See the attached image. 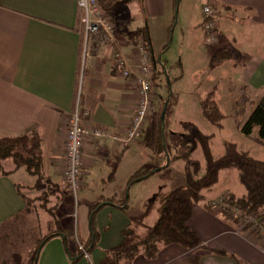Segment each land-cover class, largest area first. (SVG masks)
<instances>
[{
	"label": "crops",
	"instance_id": "1",
	"mask_svg": "<svg viewBox=\"0 0 264 264\" xmlns=\"http://www.w3.org/2000/svg\"><path fill=\"white\" fill-rule=\"evenodd\" d=\"M171 4L173 0H127L114 6L109 13L114 24L112 40L96 49L98 37H86L77 0H0V138L36 131L41 139L42 177L61 187L65 185L67 122L78 90L81 106L88 113L83 117L84 127H99L105 132L83 139L80 196L75 203L76 234L84 242L89 236V207L105 198L114 199L113 205H105L95 214V247L89 258L71 261L64 239L56 236L42 246L36 264H101L107 249L126 240L123 231L130 218L145 217L148 199L170 189L161 183L160 170L154 175L159 180L154 189L141 188L142 181L148 180L145 178L130 185L128 182L138 169L147 167V159H158L153 168H160L168 156L164 169L174 154L168 150L162 155L152 154L142 142L143 135L131 143L116 142L112 137L124 135L137 101L135 78L117 73L113 53L119 50L137 74V54L130 39L143 29L156 74L160 65L151 54L152 46L168 36ZM213 6L218 16L224 17L227 31L232 24L242 27L240 34L228 33L226 41L231 42L234 58H241L239 65H233L238 73L235 80L248 90L264 86V0H214ZM201 17L202 13L195 16L197 28H201ZM4 165L9 173L0 175V226L22 214L28 198L25 185L11 177L13 163L5 161ZM127 191L132 192V201L124 196ZM124 200L128 202L126 210L119 208ZM200 202L193 206L188 225L200 237L203 248L185 250L170 244L154 259L139 254L132 264H188L195 256L199 264H236L235 259L244 264H264V241ZM59 221L73 249L74 227L61 217Z\"/></svg>",
	"mask_w": 264,
	"mask_h": 264
},
{
	"label": "rangeland",
	"instance_id": "2",
	"mask_svg": "<svg viewBox=\"0 0 264 264\" xmlns=\"http://www.w3.org/2000/svg\"><path fill=\"white\" fill-rule=\"evenodd\" d=\"M204 4L205 0H178L177 3L173 0V4H171V17L169 18L171 23L168 36L164 40L159 39L160 41L153 43L152 46L151 54L156 59L159 58L165 64V68L160 66V70L156 74L154 70L152 72V98L150 99V109L145 125L151 118L152 113L161 115L164 108V118L162 120L164 143L170 155L181 152L182 149L180 147L176 148L175 145L180 135L187 132L188 127L193 125L203 134L212 135L209 138V147L213 158H217L222 154L223 144L228 141L236 143L240 149L247 150L254 158L264 160V147L252 138L244 137L239 132L235 122L236 120L242 121L245 118V114L250 108V101H256L259 96H262L264 86L248 90L236 81L238 73L233 69V65L240 64V57L228 60L226 63L223 62L215 69L209 67L212 52L218 49L232 51L229 45L231 42H226L230 37L228 33L240 34L242 27L240 24H232L230 30L227 31L224 17L222 15L218 16V12L214 8L217 13L215 18L216 39L213 42L209 41L202 29L194 25L195 16L198 14L200 17ZM150 66L153 69L152 61H150ZM215 84H218V86L214 99L220 111L225 114L221 128L206 122L201 115L199 106L200 100ZM255 134L256 131L252 136ZM141 135H143V132ZM191 157L198 160L202 167L204 166V159L199 147L191 153ZM147 160L145 164L149 168H153L154 164L159 162L156 158ZM182 167V161L176 159L172 160L168 167L159 171L160 174L158 175L162 177L161 183L164 188H173L183 184ZM157 173L158 171L145 178L148 180L146 182L142 181L144 184L141 188L146 191L154 189L155 184H158L157 181H159L157 180L158 176H154ZM11 177L21 185H25L24 192L28 194L27 211L24 210L25 212L23 211L19 217L0 226V264H12V255L16 253L21 257V264H32L37 239L46 232L47 223L50 220L49 212H46V209L53 208L58 219L61 217L62 221L74 227L73 219L71 220V217L65 216V213L66 211H72V208L74 210L73 200H75V203L78 201L80 187L76 198H73L70 196L66 185L59 186L58 193L48 195L45 209L42 206L44 202L42 196L48 192V183L45 179L36 180V183L32 187L30 186L28 190L27 186L35 182V176L28 174L20 166L13 169ZM227 192L236 195L244 193L235 170L222 171L218 182L210 190L202 192L204 198L200 204L207 205L209 208L210 206H218L217 200L221 197L224 198ZM162 193V191L158 193L145 214L144 221L148 225L153 224L158 218L163 206ZM124 196H129V201H132V192L128 193L127 191ZM150 199L152 198L148 199L147 206ZM72 235L74 241L79 242V235L74 232Z\"/></svg>",
	"mask_w": 264,
	"mask_h": 264
},
{
	"label": "trees",
	"instance_id": "3",
	"mask_svg": "<svg viewBox=\"0 0 264 264\" xmlns=\"http://www.w3.org/2000/svg\"><path fill=\"white\" fill-rule=\"evenodd\" d=\"M126 1L100 0V4L109 15L114 6ZM174 1L175 3L178 2V0ZM136 34L143 37L149 52V38L146 31L141 29L134 35ZM234 55L233 51L218 49L211 57L210 68H215L227 60L234 59ZM155 60L162 68H165V64L159 58H155ZM216 90L217 85H213L200 100L199 106L204 120L217 128H221L225 114L220 111L214 99ZM235 122L239 132L244 137L252 138L264 147V93L256 101H250V108L245 114V118ZM188 128L187 132L180 135L175 145L176 148L182 149L181 152L170 158V161L179 159L183 162V184L162 193L163 206L153 224H146L144 215L138 218H130L128 226L123 231L126 240L119 246L107 249L101 264H132L134 258L139 254L146 259H154L164 246L170 244H176L185 250L203 248L200 237L190 228L188 222L192 216L193 206L204 198L202 192L210 190L218 182L220 173L225 170L237 172V179L244 193L236 195L227 192L222 202L218 206H210V209L243 231L249 230L253 226L252 223L245 222L249 216H255L257 226L264 224V160L254 158L247 150L240 149L236 143L228 141L223 144L222 154L213 158L209 147V138L212 135L203 134L193 125ZM255 131L256 134L252 136ZM164 140L161 115L152 113L145 125L142 142L152 154L162 155L167 153ZM198 147L201 149L204 159L203 167L198 160L191 157V153ZM41 153V139L36 131L26 132L13 138H0V175L9 173L6 171L4 163L11 161L14 168L23 167L28 174L35 176L37 181L44 179L41 174ZM154 172H156L155 168L141 167L132 175L128 185L137 179L147 178ZM45 181L48 183V192L42 196L44 208L48 195L59 192L57 184L46 179ZM153 200L149 202L147 210ZM27 203L28 198H26V206ZM113 203V198H105L89 207V236L84 242L79 240L83 250L78 248L77 243L73 249L69 247L68 237L60 226L56 212L53 208H45L46 212H49L50 220L47 223L46 232L37 239L32 264L37 263L38 253L42 246L56 236H61L64 239L66 254L71 261L84 257L85 252L89 254L98 239V232L94 223L95 214L103 206L113 205ZM62 204L64 203L62 202ZM26 206L24 210L27 211ZM119 208L126 210L128 208L127 200L119 204ZM20 215L16 216L15 219ZM251 232L258 235V227H254ZM215 253L225 255L223 251H216ZM198 260L199 257L195 256L188 264H199ZM235 260L236 264H244L238 259ZM20 261L21 257L18 253L12 255V264H21Z\"/></svg>",
	"mask_w": 264,
	"mask_h": 264
},
{
	"label": "built area",
	"instance_id": "4",
	"mask_svg": "<svg viewBox=\"0 0 264 264\" xmlns=\"http://www.w3.org/2000/svg\"><path fill=\"white\" fill-rule=\"evenodd\" d=\"M77 6L82 11L81 22L84 28L86 37L97 36L98 40L95 45L96 49L103 44L112 40V30L114 24L109 15L105 12L100 4V0H77ZM202 20L201 29L206 34L209 41L213 42L216 39V12L213 7V0H205V4L201 10ZM131 43L137 54L138 73L134 74L129 67L126 58L120 51H114V69L123 78L134 76L136 83V108L127 129L123 136L114 135L112 138L116 142L131 143L138 138L144 129V125L150 109V99L152 98L151 91V75L153 69L150 66V55L147 51L146 42L140 34L131 37ZM87 111H84L81 106V93L77 91L74 108L67 122L65 134V175L64 181L70 196L76 198L77 191L80 187V178L82 175V160L81 148L84 137L92 134L95 137H100L105 134L103 128H94L89 130L83 125V117L87 116ZM223 198H219L218 204ZM74 207H75V200ZM64 211V210H63ZM67 214V215H66ZM65 216L71 217L74 222V233L76 234L77 216L76 210L66 211ZM234 216V215H233ZM247 222L253 224L249 229L258 227V237L264 241V224L258 225L255 222V216L246 218ZM78 248L83 250L82 245L77 242ZM85 258H89L88 253H84Z\"/></svg>",
	"mask_w": 264,
	"mask_h": 264
},
{
	"label": "water",
	"instance_id": "5",
	"mask_svg": "<svg viewBox=\"0 0 264 264\" xmlns=\"http://www.w3.org/2000/svg\"><path fill=\"white\" fill-rule=\"evenodd\" d=\"M164 107H165V102H164ZM163 118H164V108H163V111L161 113V120H163ZM168 163H169V157L167 156L166 161H165V164H164L163 167H165ZM163 167L157 168L156 171L161 170Z\"/></svg>",
	"mask_w": 264,
	"mask_h": 264
}]
</instances>
